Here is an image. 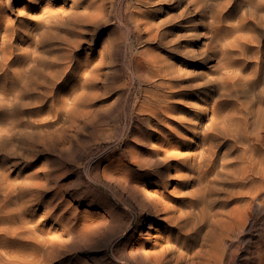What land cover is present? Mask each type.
Here are the masks:
<instances>
[{
	"label": "bare ground",
	"instance_id": "bare-ground-1",
	"mask_svg": "<svg viewBox=\"0 0 264 264\" xmlns=\"http://www.w3.org/2000/svg\"><path fill=\"white\" fill-rule=\"evenodd\" d=\"M17 1L0 0V264H57L68 244L53 228L43 229L44 221L33 224L27 216L40 185L11 180L6 167L14 159L32 160L40 147L49 150L46 135L24 125L43 128L74 112L66 101L53 104L68 70H80L85 91L102 80L108 37L97 35L108 27L110 5L23 0L24 21L11 25L3 14ZM246 3L254 10L252 19L233 21L236 0L131 2L139 42L157 46L156 54L139 63L149 74L141 80L145 86L137 107L149 122L159 123L155 134L172 132L179 141L177 152L163 142L156 147L160 163L146 173L159 191L144 203L138 244L130 247L132 259L141 257L125 264H226L230 243L264 216V178L258 170L264 159L254 143L253 112L237 102L259 37L249 23L264 20V0ZM88 45L101 47L100 61L73 65ZM60 77L62 84L56 83ZM51 87L53 95L45 92ZM172 113L176 118L168 117ZM167 164V179L176 184L168 198L161 192ZM150 217L155 221L147 227ZM55 222L68 223L64 214ZM74 232L76 222L69 230ZM123 244L130 245L127 238ZM141 247L150 250L140 252Z\"/></svg>",
	"mask_w": 264,
	"mask_h": 264
},
{
	"label": "rangeland",
	"instance_id": "rangeland-1",
	"mask_svg": "<svg viewBox=\"0 0 264 264\" xmlns=\"http://www.w3.org/2000/svg\"><path fill=\"white\" fill-rule=\"evenodd\" d=\"M22 1L2 13L11 25L24 21ZM246 1L236 0L238 12L231 15L233 21H241L244 16L252 19L254 10ZM106 2L110 5V22L97 35L98 39L108 37V63L102 71V80L85 91L87 83L80 70L71 73L68 70V81L57 89L53 104L66 101L75 108L74 112L43 128L24 125L46 135L49 150L40 147L32 160L14 159L6 167L11 180L19 183L33 179L40 185L27 216L33 224L44 221L43 229L53 228L58 239L68 244L57 264H125L140 258L141 254L135 259L130 257V247L138 244L144 203L148 196L159 191V183H153L146 170H156L160 163L162 152L156 149L158 143L163 142L165 149L177 152L179 137L172 132L155 134L159 123L149 122L137 107L145 86L141 80L149 74L139 68V63L156 54L157 46L139 42L137 19L131 16L132 0ZM59 3L68 8L66 2ZM262 8L258 7V12ZM257 18V24L249 23L253 34L259 37L247 61L251 66L244 73L248 83L237 102L253 112L254 143L261 160L264 159V35H261L264 20ZM100 50L98 45L94 49L89 45L82 47L73 65L84 61L98 63ZM60 78L56 83H63ZM45 92L55 93L52 87ZM50 106L51 102L46 109ZM168 117L176 118L174 113ZM262 161L258 170L264 178ZM169 168L167 164L162 170L166 183L161 192L166 198L176 192V184L167 179ZM61 214L68 223L55 222ZM258 216L230 243L226 264H264V216ZM154 221L150 217L147 227ZM74 222L77 232L71 236L69 230ZM85 226H89L86 231ZM124 238L129 246L123 244ZM146 250L150 249L140 248V252Z\"/></svg>",
	"mask_w": 264,
	"mask_h": 264
}]
</instances>
